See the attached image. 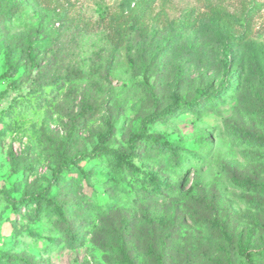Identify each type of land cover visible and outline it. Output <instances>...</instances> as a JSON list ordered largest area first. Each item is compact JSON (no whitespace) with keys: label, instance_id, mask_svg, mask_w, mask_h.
Masks as SVG:
<instances>
[{"label":"rangeland","instance_id":"rangeland-1","mask_svg":"<svg viewBox=\"0 0 264 264\" xmlns=\"http://www.w3.org/2000/svg\"><path fill=\"white\" fill-rule=\"evenodd\" d=\"M225 52L213 105L145 123L227 82ZM143 126L176 150L128 155ZM257 136L264 0H0V264H264Z\"/></svg>","mask_w":264,"mask_h":264},{"label":"trees","instance_id":"trees-1","mask_svg":"<svg viewBox=\"0 0 264 264\" xmlns=\"http://www.w3.org/2000/svg\"><path fill=\"white\" fill-rule=\"evenodd\" d=\"M145 1L146 3H150L152 0H140ZM21 4V1L16 2L15 4H12L10 8L5 12V15H11L14 13L16 8ZM229 63H228V53L225 52L224 55V70L226 74H230L228 76L227 82H223L221 85L218 86V88L214 91H209L207 88H199L195 91V97L191 101H183L179 98V96L173 92L171 96L172 103L167 106L164 110L157 114H152L148 116L145 119V123L154 122L157 121L160 118L163 117H170L172 114H175L178 110L184 109V110H194L196 107H200L201 105H213L216 100H218L219 96L223 94V90L230 89V87H233V80L234 77L237 75L236 71H230L229 70ZM109 64H107V70H108ZM13 72H16V68L13 70ZM238 76V75H237ZM203 103V104H202ZM109 136V132H105L99 136L100 141L104 142L107 137ZM256 141L264 145V138L261 136L256 137ZM129 146H130V152L128 155H132L137 147V144L139 142H146L150 144H159L164 149H169L171 151H175V147L172 144H169L168 142H161L158 138V136L154 133H149L146 131L145 127L143 126L142 129L135 133L131 134L129 139ZM102 153H107L111 155V157L116 161L117 165L120 166H126L129 169H136L137 167L133 164V162L128 158V155L124 153L123 151L115 148H103L101 146H98L95 150L91 151L88 156H96ZM159 176L155 174L154 172H150L147 175V179L149 184L152 187V191L154 193H158L160 191L161 186L164 184ZM232 181L235 184L238 185H248V180H238L236 178H233ZM31 200L33 204H40L41 201H47V203L51 204L53 201L50 198H47L43 192H40L38 194H35L31 196V198L28 199ZM27 199L22 200L19 207L24 205L26 203ZM247 258L249 259L250 264H256L255 258L249 254V252H246Z\"/></svg>","mask_w":264,"mask_h":264}]
</instances>
